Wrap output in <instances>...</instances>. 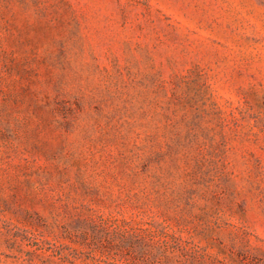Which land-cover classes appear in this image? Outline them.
<instances>
[{
    "label": "rangeland",
    "instance_id": "obj_1",
    "mask_svg": "<svg viewBox=\"0 0 264 264\" xmlns=\"http://www.w3.org/2000/svg\"><path fill=\"white\" fill-rule=\"evenodd\" d=\"M0 264H264V0H0Z\"/></svg>",
    "mask_w": 264,
    "mask_h": 264
}]
</instances>
